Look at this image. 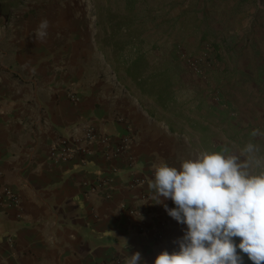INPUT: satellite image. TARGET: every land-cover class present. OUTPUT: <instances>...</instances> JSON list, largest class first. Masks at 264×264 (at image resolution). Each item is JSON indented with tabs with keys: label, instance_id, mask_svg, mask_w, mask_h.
<instances>
[{
	"label": "crops",
	"instance_id": "0c3cea01",
	"mask_svg": "<svg viewBox=\"0 0 264 264\" xmlns=\"http://www.w3.org/2000/svg\"><path fill=\"white\" fill-rule=\"evenodd\" d=\"M56 42L21 41L0 28V185L21 199L0 211V264H125L135 252L154 264L162 251L178 250L186 230L149 189L155 165H181L177 150L95 47ZM84 123L98 133L88 156L54 162L52 147L82 135ZM129 135L127 153L104 156Z\"/></svg>",
	"mask_w": 264,
	"mask_h": 264
},
{
	"label": "rangeland",
	"instance_id": "374dc122",
	"mask_svg": "<svg viewBox=\"0 0 264 264\" xmlns=\"http://www.w3.org/2000/svg\"><path fill=\"white\" fill-rule=\"evenodd\" d=\"M44 19L56 47L78 40L95 47L112 77L166 128L178 163L225 146L240 154L249 142L264 156V137L251 136L264 133V0H0L9 38L36 40ZM137 57L142 80L164 86L174 110L128 76ZM194 123L204 129L195 132ZM244 264H252L246 255Z\"/></svg>",
	"mask_w": 264,
	"mask_h": 264
},
{
	"label": "clouds",
	"instance_id": "9594fccd",
	"mask_svg": "<svg viewBox=\"0 0 264 264\" xmlns=\"http://www.w3.org/2000/svg\"><path fill=\"white\" fill-rule=\"evenodd\" d=\"M49 27L47 19L39 23L38 42L46 41ZM251 136L264 133L253 130ZM259 152L249 142L240 154L225 146L220 152L198 153L179 168L154 166L151 200L186 225L175 241L178 250L162 251L154 264H244V255L252 264H264V156ZM169 199L174 208L164 203ZM125 264H142L141 253L128 255Z\"/></svg>",
	"mask_w": 264,
	"mask_h": 264
},
{
	"label": "built area",
	"instance_id": "2783aa9c",
	"mask_svg": "<svg viewBox=\"0 0 264 264\" xmlns=\"http://www.w3.org/2000/svg\"><path fill=\"white\" fill-rule=\"evenodd\" d=\"M70 96L72 101L77 102L79 100L78 93L75 89H70ZM82 135L72 138H61L52 147V158L56 163L62 161L71 160L77 156H88L90 153V146L96 142L98 133L96 128L90 123H84L81 126ZM109 138L105 137V143H110ZM133 136L129 135L122 139L121 143L117 145L116 148H111L110 144L104 151V156L118 157L127 153L133 142ZM145 180L138 181V184H143ZM98 189L92 188L90 192H96ZM19 195L11 188L0 185V211H8L15 209L20 204ZM117 263V262H116ZM104 264H114V262L104 263Z\"/></svg>",
	"mask_w": 264,
	"mask_h": 264
},
{
	"label": "trees",
	"instance_id": "16d2710c",
	"mask_svg": "<svg viewBox=\"0 0 264 264\" xmlns=\"http://www.w3.org/2000/svg\"><path fill=\"white\" fill-rule=\"evenodd\" d=\"M143 59L141 57H137L136 59L132 60L128 68L126 69V72L129 77L135 79V80H141L140 83H138L142 88L147 90L151 96H153L158 104L167 110H174L175 106L173 104V100L171 98V93L164 88V86H158L155 83H149L147 80H142L143 77ZM192 121V119H188ZM194 131H198V128L204 129V127L199 123L193 124Z\"/></svg>",
	"mask_w": 264,
	"mask_h": 264
}]
</instances>
